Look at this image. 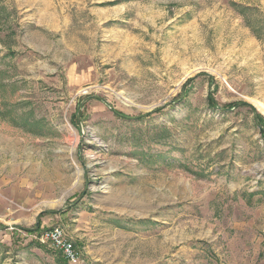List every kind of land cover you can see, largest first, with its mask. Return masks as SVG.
<instances>
[{
    "label": "rangeland",
    "instance_id": "obj_1",
    "mask_svg": "<svg viewBox=\"0 0 264 264\" xmlns=\"http://www.w3.org/2000/svg\"><path fill=\"white\" fill-rule=\"evenodd\" d=\"M0 6V264H264V0Z\"/></svg>",
    "mask_w": 264,
    "mask_h": 264
},
{
    "label": "built area",
    "instance_id": "obj_2",
    "mask_svg": "<svg viewBox=\"0 0 264 264\" xmlns=\"http://www.w3.org/2000/svg\"><path fill=\"white\" fill-rule=\"evenodd\" d=\"M41 240H48L51 244L59 249L64 258L70 264H76L79 262L80 255L75 249L71 239H68L63 228L61 226L55 225L52 228L41 234Z\"/></svg>",
    "mask_w": 264,
    "mask_h": 264
},
{
    "label": "trees",
    "instance_id": "obj_3",
    "mask_svg": "<svg viewBox=\"0 0 264 264\" xmlns=\"http://www.w3.org/2000/svg\"><path fill=\"white\" fill-rule=\"evenodd\" d=\"M9 14L6 12V9L2 6H0V25L1 27L5 26L6 28H8L7 25V20H8ZM210 105L214 106V103L210 101ZM144 116L141 115L138 118H143ZM261 119V118H260Z\"/></svg>",
    "mask_w": 264,
    "mask_h": 264
},
{
    "label": "water",
    "instance_id": "obj_4",
    "mask_svg": "<svg viewBox=\"0 0 264 264\" xmlns=\"http://www.w3.org/2000/svg\"><path fill=\"white\" fill-rule=\"evenodd\" d=\"M37 226V225H36Z\"/></svg>",
    "mask_w": 264,
    "mask_h": 264
}]
</instances>
